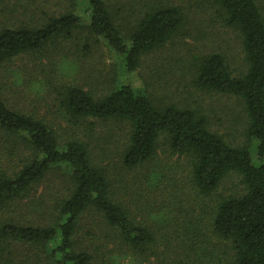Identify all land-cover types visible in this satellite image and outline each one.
I'll use <instances>...</instances> for the list:
<instances>
[{
  "label": "trees",
  "instance_id": "1",
  "mask_svg": "<svg viewBox=\"0 0 264 264\" xmlns=\"http://www.w3.org/2000/svg\"><path fill=\"white\" fill-rule=\"evenodd\" d=\"M80 1L88 14L86 23L68 10L46 15L38 25L0 26V85L6 63L21 55L61 48L78 30L103 37L130 72L143 55L164 46L184 28L185 13L174 3L148 5L124 33L104 0ZM203 1L214 9L222 26L240 36L246 69L232 75L220 53L195 54L187 65L191 84L199 91L233 95L242 101L247 121L243 144L231 145L222 134L210 130L200 108L154 97L129 84L115 86L99 97L80 86H65L61 104L75 118L111 119L128 125L120 153L123 169L133 170L152 160L164 145L171 155L189 161V180L203 195L228 174H238L244 192L215 201L210 227L229 244L230 251H223L227 264H264V14L258 0ZM90 46L83 41L81 52H89ZM3 94L0 89L1 144L11 157L25 156L17 165L0 163V264H26L9 249L14 243L39 249L34 264H92V255L77 249L74 239L78 222L89 209L110 228L107 238L117 239L133 253H147L155 233L114 197L106 165L94 158L87 143L60 139L51 123L33 112L12 108ZM49 175L61 177L66 184L52 219L47 224L15 221L9 215L10 206ZM178 264L189 263L181 260Z\"/></svg>",
  "mask_w": 264,
  "mask_h": 264
},
{
  "label": "rangeland",
  "instance_id": "2",
  "mask_svg": "<svg viewBox=\"0 0 264 264\" xmlns=\"http://www.w3.org/2000/svg\"><path fill=\"white\" fill-rule=\"evenodd\" d=\"M104 1L116 13L115 23L124 33L148 5L158 2L181 6L186 16L184 28L164 46L143 55L130 72L103 37L78 30L61 48L46 50L42 55H21L6 63L0 85L3 96L12 108L33 112L51 123L60 139L86 142L94 158L106 165L114 197L155 233V242L147 253H133L117 239L107 238L110 228L89 209L81 216L74 239L77 249L92 255V264H178L181 260L189 264H227L223 251H230L229 244L213 234L210 220L216 200L244 192L238 174H228L211 193L203 195L189 180V161L171 155L164 145L152 160L133 170L123 169L120 153L128 125L111 119L72 117L61 99L65 86H80L99 97L115 86L129 84L154 97L200 108L210 130L222 134L231 145L243 144L247 121L242 101L233 95L197 90L191 84L192 71L187 66L195 54L216 52L223 55L232 75L242 73L246 63L240 36L222 26L214 9L203 0ZM258 2L264 14V0ZM85 9L80 0H0V26L38 25L46 15L68 10L86 23ZM85 40L91 45L89 52L80 50ZM1 142V165H17L25 154L11 157ZM65 185L61 177L49 175L15 201L9 215L22 224H47L64 197ZM9 249L26 264H34L40 254L35 245L14 243Z\"/></svg>",
  "mask_w": 264,
  "mask_h": 264
}]
</instances>
